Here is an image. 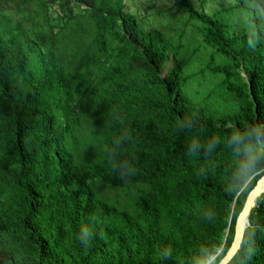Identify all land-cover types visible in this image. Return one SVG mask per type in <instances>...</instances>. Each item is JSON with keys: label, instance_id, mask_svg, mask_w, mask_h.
Instances as JSON below:
<instances>
[{"label": "trees", "instance_id": "obj_1", "mask_svg": "<svg viewBox=\"0 0 264 264\" xmlns=\"http://www.w3.org/2000/svg\"><path fill=\"white\" fill-rule=\"evenodd\" d=\"M123 1L0 0L1 264H217L264 175L257 21L173 0L200 47L163 77L174 39ZM249 223L229 264H264V194Z\"/></svg>", "mask_w": 264, "mask_h": 264}, {"label": "rangeland", "instance_id": "obj_2", "mask_svg": "<svg viewBox=\"0 0 264 264\" xmlns=\"http://www.w3.org/2000/svg\"><path fill=\"white\" fill-rule=\"evenodd\" d=\"M195 9L208 16L223 12L224 20L228 27L229 34H241L243 31L250 30V19L256 20L264 34V10L261 0H190ZM125 9L137 15L140 25L146 30L161 31L166 37L174 39L175 43L169 50L168 60L164 66L162 76L174 67L176 59L181 56L188 58L193 56L192 51L198 45L199 41H194L189 35L188 30L183 35L180 25L184 19L175 11L173 7V0H124ZM84 8V7H82ZM182 36V40H178V36ZM176 43L184 46V51L179 50ZM206 55L200 53L195 55L187 73L197 71L203 64ZM245 77V74H242ZM202 84L198 78L190 85L188 93L191 94L196 91V88ZM224 241L220 249L223 248ZM217 252V254H219ZM216 254V255H217ZM215 257V256H214ZM211 258L210 260L214 259ZM209 260V262H211ZM1 264V259H0Z\"/></svg>", "mask_w": 264, "mask_h": 264}, {"label": "water", "instance_id": "obj_3", "mask_svg": "<svg viewBox=\"0 0 264 264\" xmlns=\"http://www.w3.org/2000/svg\"><path fill=\"white\" fill-rule=\"evenodd\" d=\"M263 194H264V175L257 180L254 187L248 193L246 200L243 204V207L235 220L234 234H233L231 245L217 264H229V262L233 259V257L240 250L243 237H244V232L250 226V223H249L250 212L251 210L255 208L257 200ZM230 222H231V218L229 219L227 229L224 231V241L228 234V228H229Z\"/></svg>", "mask_w": 264, "mask_h": 264}, {"label": "clouds", "instance_id": "obj_4", "mask_svg": "<svg viewBox=\"0 0 264 264\" xmlns=\"http://www.w3.org/2000/svg\"><path fill=\"white\" fill-rule=\"evenodd\" d=\"M249 135L251 136V139L253 141H255V140L261 138V136H264V133H261V132H259L257 130H251Z\"/></svg>", "mask_w": 264, "mask_h": 264}]
</instances>
